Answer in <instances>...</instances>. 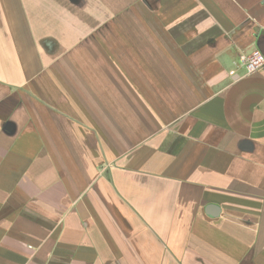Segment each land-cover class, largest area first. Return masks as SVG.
<instances>
[{
  "label": "crops",
  "instance_id": "1",
  "mask_svg": "<svg viewBox=\"0 0 264 264\" xmlns=\"http://www.w3.org/2000/svg\"><path fill=\"white\" fill-rule=\"evenodd\" d=\"M264 0H0V264H264Z\"/></svg>",
  "mask_w": 264,
  "mask_h": 264
},
{
  "label": "built area",
  "instance_id": "2",
  "mask_svg": "<svg viewBox=\"0 0 264 264\" xmlns=\"http://www.w3.org/2000/svg\"><path fill=\"white\" fill-rule=\"evenodd\" d=\"M247 75H253L264 67V54L261 51H254L243 57Z\"/></svg>",
  "mask_w": 264,
  "mask_h": 264
}]
</instances>
